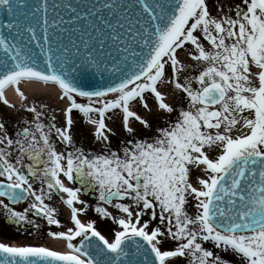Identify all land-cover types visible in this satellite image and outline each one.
I'll list each match as a JSON object with an SVG mask.
<instances>
[{
	"label": "rangeland",
	"instance_id": "374dc122",
	"mask_svg": "<svg viewBox=\"0 0 264 264\" xmlns=\"http://www.w3.org/2000/svg\"><path fill=\"white\" fill-rule=\"evenodd\" d=\"M236 1L237 4L232 2L222 4L218 0H199L178 45L153 72L137 84L118 91L114 96L91 98L74 95V103L80 109L74 115L70 113L72 104L62 99H59L62 106L60 108L55 106L54 95L50 92H45L42 96L35 89L30 92L20 91L21 104L5 106L0 103V122L1 119L4 121V126H0V140L7 133H11L14 135L15 142L21 143L24 138L21 132L27 127L22 123L29 116L41 120L43 125L49 127L43 120L46 116L42 114L44 107H47L51 113L49 118L58 119V124L50 129L57 132V128L60 126V129L62 128L63 119L70 120L74 117L78 120L76 133H81L86 139L85 133L92 135L93 132L86 127V130L82 129L80 122L86 121L90 116L96 117V114L90 113V109L99 110L110 102L125 107L127 95L131 96L137 93L140 87L148 86L149 80L155 78L158 72L164 73L163 91L168 95L167 103L173 105L171 110L170 106H167V111H164L151 101L148 104L149 109L142 112V121L129 115L122 126L121 118L117 115L118 132L112 134L113 136L110 135L109 138H100L102 149L107 147L109 150H122L125 154L124 159L131 163H125L121 170L127 185H104L105 187L101 190V194H104L99 196L95 203L100 206L101 212L95 211V214L100 218L101 229L109 235H105L109 243L116 241L115 234L112 233L116 218L127 224L125 228L117 227L119 232L126 235L135 233V230L131 229L135 218H138L137 222H139L136 229L140 225H145L140 233L147 235L149 232L156 231L157 234L151 240L164 255V264H215L224 260L225 257L228 258V255L220 249L221 242L228 240L229 237H235L234 239L240 242L245 238L243 240L240 235L225 234L208 221L206 216L208 186L212 185L236 158L255 151L259 143L253 141L246 144H234L226 141L229 147L234 144L229 154L215 158L214 137L217 132L203 127V121L207 118L209 110L198 103L199 90L211 82L213 77L198 72L196 59L202 52V42L199 37L202 22L216 20L218 16L213 11L217 6L225 5V12L232 10L241 12V9L244 11V8L235 6H247L246 0ZM209 11L214 15H211L210 19ZM190 56L193 67L188 71H181V59ZM212 56L213 52L210 51L209 57L212 58ZM36 133L34 130L31 131L32 135ZM229 147L227 149H230ZM200 156L204 157L205 162L208 156L210 160H213L214 167H209L206 171L200 167L196 168ZM136 175H141L138 185L134 184ZM198 176L208 178L209 182L196 184L208 185L204 194L196 196L190 191L188 185L195 184ZM114 177L115 172L109 167V182ZM113 187H118L122 191L132 187V190L127 193L125 199L107 204L105 194ZM33 234L34 236L29 231L15 230L0 220V243L16 242L20 245L46 243L54 246L37 230L33 231ZM251 235L252 239H258L264 235V229L252 232ZM173 251H177L178 254L172 256L170 253ZM236 256H238L237 253ZM252 262L256 263V259H252Z\"/></svg>",
	"mask_w": 264,
	"mask_h": 264
},
{
	"label": "water",
	"instance_id": "95a60500",
	"mask_svg": "<svg viewBox=\"0 0 264 264\" xmlns=\"http://www.w3.org/2000/svg\"><path fill=\"white\" fill-rule=\"evenodd\" d=\"M197 0H1L0 90L20 77L59 81L96 95L147 74L174 44ZM216 86L201 102L214 103ZM210 118H214L210 115ZM206 127L210 125L206 122ZM112 192L108 201L123 198ZM220 229L264 227V155L237 161L216 183L208 203ZM92 264H160L143 237L114 249L98 238L81 246ZM0 264H82L73 257L0 248Z\"/></svg>",
	"mask_w": 264,
	"mask_h": 264
},
{
	"label": "flooded vegetation",
	"instance_id": "af4514ba",
	"mask_svg": "<svg viewBox=\"0 0 264 264\" xmlns=\"http://www.w3.org/2000/svg\"><path fill=\"white\" fill-rule=\"evenodd\" d=\"M218 1L237 4L236 0ZM246 2L247 6H235L244 8L241 12H225V5L215 7L216 20L204 21L200 27L202 52L196 59L198 72L211 75L212 82L224 90V99L214 108L218 112L214 123L219 125L214 137L217 153L223 151L225 140L244 133L259 142L256 150L264 152V0ZM213 12L209 11V19ZM190 58L180 65L181 71L193 67ZM42 114L49 127L30 117L22 124L36 131L35 135L29 132L21 143L15 142L11 133L0 140V184L22 185L28 190L24 202L12 203L0 197V220L20 232L29 231L34 236L33 231L37 230L46 238L69 237L74 243L84 232L70 220L72 210L85 222L93 221L101 228L95 214L101 208L95 203L104 185H126L121 170L131 162L124 159L122 150L102 149L93 135L85 133L84 139L76 133V125H71L69 133H55L50 128L58 122L48 117V108L44 107ZM114 118H104L102 132L107 133L108 126L118 132ZM80 126L84 130L94 128L91 122ZM109 167L115 172L111 182ZM60 185H68L69 189L65 191ZM87 189L89 194H84ZM240 237L245 238L241 249L250 257H264V235L258 239H252V235ZM234 249L232 245L223 248L228 258L215 264H249L250 257H237Z\"/></svg>",
	"mask_w": 264,
	"mask_h": 264
},
{
	"label": "bare ground",
	"instance_id": "6f19581e",
	"mask_svg": "<svg viewBox=\"0 0 264 264\" xmlns=\"http://www.w3.org/2000/svg\"><path fill=\"white\" fill-rule=\"evenodd\" d=\"M191 65V64H190ZM32 89H35L38 93H40L42 96L46 92H50L54 95V100H55V106L61 107V101L59 100V95L62 94V91L58 88V86L50 83H44V82H39V81H34V80H18L15 81L14 83L10 84L5 90H3L2 94L3 98L6 100L7 103L9 104H21V94L20 91H26L30 92ZM115 92L102 95L99 97H106L107 95H114ZM39 95V96H41ZM53 244H56L58 246L57 241H51ZM11 248L14 249H24L26 245H20L16 242H14L11 246L8 245ZM62 254L64 255H75L70 252H65ZM76 256V255H75Z\"/></svg>",
	"mask_w": 264,
	"mask_h": 264
}]
</instances>
